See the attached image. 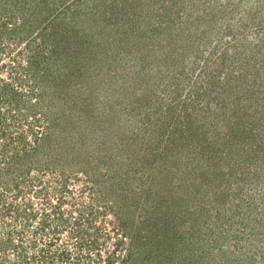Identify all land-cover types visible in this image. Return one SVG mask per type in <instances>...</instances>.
<instances>
[{"label": "rangeland", "instance_id": "rangeland-1", "mask_svg": "<svg viewBox=\"0 0 264 264\" xmlns=\"http://www.w3.org/2000/svg\"><path fill=\"white\" fill-rule=\"evenodd\" d=\"M0 264H264V0H0Z\"/></svg>", "mask_w": 264, "mask_h": 264}]
</instances>
